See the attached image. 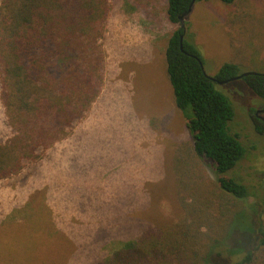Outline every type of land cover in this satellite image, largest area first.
<instances>
[{
    "label": "rangeland",
    "instance_id": "374dc122",
    "mask_svg": "<svg viewBox=\"0 0 264 264\" xmlns=\"http://www.w3.org/2000/svg\"><path fill=\"white\" fill-rule=\"evenodd\" d=\"M110 4L98 42L100 97L41 160L0 180V264H100L124 243L172 228L185 216L184 202L221 193L213 165L194 154L166 73L167 38L178 28L167 17V0ZM186 22L210 77L227 63L239 65L240 74H264V0L196 2ZM143 39L150 42L141 46ZM216 88L233 105L230 130L247 152L231 175L251 196L211 262L233 261L236 248L243 257L255 246L264 200V129L258 132L253 120L264 100L244 79ZM10 135L0 90V142ZM171 253L152 264L186 263Z\"/></svg>",
    "mask_w": 264,
    "mask_h": 264
},
{
    "label": "trees",
    "instance_id": "16d2710c",
    "mask_svg": "<svg viewBox=\"0 0 264 264\" xmlns=\"http://www.w3.org/2000/svg\"><path fill=\"white\" fill-rule=\"evenodd\" d=\"M110 1L1 0L0 90L11 135L0 142V180L41 160L100 97L105 70L98 42L107 33ZM200 1L234 6L238 0H196ZM192 2L167 0V17L178 28L167 39L166 69L176 107L193 138L194 154L213 165L221 193L184 202L185 216L172 228L126 242L100 264H152L159 255L171 252L184 258L183 264H264V200L256 212L255 246L243 249V257L236 248L233 261L211 262L214 249L230 235L233 217L251 193L231 175L247 153L230 130L233 105L216 88L218 83L206 76L199 49L180 27L179 16ZM240 73L239 65L227 63L214 78L226 81ZM244 80L264 100V74ZM262 126L257 125V131L263 132ZM182 176L189 182V174ZM161 259L158 264H163Z\"/></svg>",
    "mask_w": 264,
    "mask_h": 264
},
{
    "label": "water",
    "instance_id": "95a60500",
    "mask_svg": "<svg viewBox=\"0 0 264 264\" xmlns=\"http://www.w3.org/2000/svg\"><path fill=\"white\" fill-rule=\"evenodd\" d=\"M195 3H196V0H193V2L191 3L189 9L185 13H183V14H181L179 16V19H180V27L183 29L184 34L187 32L186 19L192 13L193 7H194ZM181 39L183 41L184 36H182ZM202 68H203V71L206 74V76L209 77L210 79H212L213 81L217 82L219 85H224V84H227V83L236 81V80L244 79V78H246L248 76H251V75H258V73H255V72H247V73H242V74H240V75H238L236 77H233V78H231L229 80H226V81H218L217 79H215L213 77H210L207 74V72L205 70V67H204V64H202ZM263 114H264V109L263 110H260V111H258L256 113V115L259 116L261 118V120L264 122V116H262Z\"/></svg>",
    "mask_w": 264,
    "mask_h": 264
},
{
    "label": "flooded vegetation",
    "instance_id": "af4514ba",
    "mask_svg": "<svg viewBox=\"0 0 264 264\" xmlns=\"http://www.w3.org/2000/svg\"><path fill=\"white\" fill-rule=\"evenodd\" d=\"M262 116H264V114L262 115ZM255 118V119H254ZM253 120H254V122H255V124H257V125H260L261 126V123H263V129H264V122L261 120V118L259 117V116H257L256 114L254 115V117H253ZM256 121H258V122H256ZM256 125V126H257ZM259 132V131H258Z\"/></svg>",
    "mask_w": 264,
    "mask_h": 264
},
{
    "label": "crops",
    "instance_id": "0c3cea01",
    "mask_svg": "<svg viewBox=\"0 0 264 264\" xmlns=\"http://www.w3.org/2000/svg\"><path fill=\"white\" fill-rule=\"evenodd\" d=\"M168 39V38H167ZM142 41V44H141V46H144L145 44H148L150 41L149 40H147V39H143V40H141ZM166 46H167V44H166ZM166 48V47H165ZM165 63H166V57H165ZM166 68H167V66H166ZM166 73H167V69H166Z\"/></svg>",
    "mask_w": 264,
    "mask_h": 264
}]
</instances>
